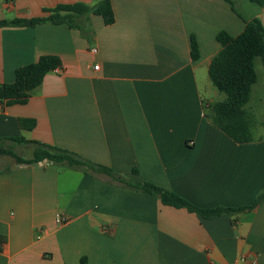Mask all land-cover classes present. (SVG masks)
Returning <instances> with one entry per match:
<instances>
[{
  "label": "crops",
  "instance_id": "obj_1",
  "mask_svg": "<svg viewBox=\"0 0 264 264\" xmlns=\"http://www.w3.org/2000/svg\"><path fill=\"white\" fill-rule=\"evenodd\" d=\"M231 1L235 9L226 0H111V25L91 14L82 30L0 28V147L35 150L9 140L23 137L65 149L203 209L251 206L262 195L252 210L204 219L106 176L0 154V264H264V98L252 102L258 59L246 105L255 141L235 143L206 116L225 98L208 72L222 49L218 33L236 37L254 18L264 26L263 7ZM76 3L96 4L0 0V20L46 18ZM46 55L61 66L29 83ZM22 118L36 127L22 129Z\"/></svg>",
  "mask_w": 264,
  "mask_h": 264
},
{
  "label": "trees",
  "instance_id": "obj_2",
  "mask_svg": "<svg viewBox=\"0 0 264 264\" xmlns=\"http://www.w3.org/2000/svg\"><path fill=\"white\" fill-rule=\"evenodd\" d=\"M226 1L233 7V1ZM251 1L264 8V0ZM95 2L96 4L93 7L84 3L58 5L47 11L49 16L46 18L16 19L14 21L0 20V28L36 27L41 24L51 23L53 25H67L71 29L82 30L84 21L91 14L101 16L106 25L113 24L115 15L111 0H95ZM233 9L235 8L233 7ZM216 39L221 44L222 49L212 59L208 72L213 85L218 91L225 94V98L206 107V116L235 143H253L255 141L253 135L255 119L246 110V105L250 101L253 86L257 82L256 60L260 59L264 66V26L259 19L254 18L245 21V28L240 35L234 37L222 31L218 33ZM60 66L61 61L58 57L51 55L42 56L31 67L29 83L33 85L40 84L48 73L57 70ZM6 95V88L0 85V101L4 100ZM23 102L14 101L9 102V104L13 105ZM19 125L22 129L31 131L36 127V121L22 118L19 119ZM4 140L0 139V143ZM9 140L21 145H33L35 147L33 158L28 160L23 159L11 149L0 147L1 155L14 158L18 164L31 165L46 160L54 165L81 170L87 175L95 177L106 176L112 183L156 196L163 205L187 209L204 219L252 210L262 198L261 195L251 206L236 209L223 207L203 209L194 206L188 200L172 191L165 190L150 182H137L120 176L113 169L87 161L71 151L36 141H28L23 137ZM134 174L138 175L139 171L134 169ZM82 264H87L85 258L82 259Z\"/></svg>",
  "mask_w": 264,
  "mask_h": 264
},
{
  "label": "rangeland",
  "instance_id": "obj_3",
  "mask_svg": "<svg viewBox=\"0 0 264 264\" xmlns=\"http://www.w3.org/2000/svg\"><path fill=\"white\" fill-rule=\"evenodd\" d=\"M257 62L260 63L259 66L257 67L259 69V81H258V85L254 89L252 102L255 101L256 99L264 98V68L262 66L260 59H258ZM223 97H225V94H223ZM263 114H264V110H263ZM257 124H259L258 120H257ZM259 130L261 134L264 133V127L260 128ZM255 133L258 134V128H256ZM11 150H13L16 154H18L21 157L28 158L34 156L33 147H23L16 149L12 148Z\"/></svg>",
  "mask_w": 264,
  "mask_h": 264
},
{
  "label": "built area",
  "instance_id": "obj_4",
  "mask_svg": "<svg viewBox=\"0 0 264 264\" xmlns=\"http://www.w3.org/2000/svg\"><path fill=\"white\" fill-rule=\"evenodd\" d=\"M93 52L96 53L97 50L94 49ZM95 68L98 69V66H96ZM57 222H58L59 225H64V224H67L68 220L63 219V218H58V219H57Z\"/></svg>",
  "mask_w": 264,
  "mask_h": 264
}]
</instances>
